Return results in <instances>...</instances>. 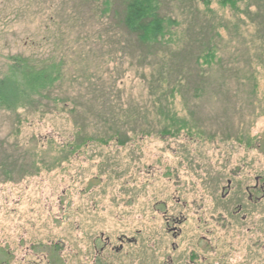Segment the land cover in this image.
I'll return each instance as SVG.
<instances>
[{"label": "rangeland", "instance_id": "obj_1", "mask_svg": "<svg viewBox=\"0 0 264 264\" xmlns=\"http://www.w3.org/2000/svg\"><path fill=\"white\" fill-rule=\"evenodd\" d=\"M153 1L138 47L123 0H0V80L48 79L0 109L4 264H264V0Z\"/></svg>", "mask_w": 264, "mask_h": 264}, {"label": "trees", "instance_id": "obj_2", "mask_svg": "<svg viewBox=\"0 0 264 264\" xmlns=\"http://www.w3.org/2000/svg\"><path fill=\"white\" fill-rule=\"evenodd\" d=\"M222 5H235V0H220ZM111 0H103L104 10L107 11ZM122 17L119 23L124 30L135 38L138 47L147 44L159 43L164 38L165 25H173L169 19L159 14V8L153 0H123ZM212 58V54L206 55L205 62ZM20 64H18L19 67ZM24 70L23 87L16 81L10 79L0 80V109L16 110L22 108L23 103L29 101L32 94H36L47 87V76L44 71L39 73H26V67H19ZM31 72V71H30ZM185 125L180 126V130Z\"/></svg>", "mask_w": 264, "mask_h": 264}, {"label": "flooded vegetation", "instance_id": "obj_3", "mask_svg": "<svg viewBox=\"0 0 264 264\" xmlns=\"http://www.w3.org/2000/svg\"><path fill=\"white\" fill-rule=\"evenodd\" d=\"M239 210H241V206L240 205L237 208V211H239ZM123 242H124V239L123 238L119 239L120 246H119V249H115L116 251H118V250L120 251L122 249V243ZM104 245H105L104 247L108 246L107 240H105ZM103 249L101 248L100 253L103 252ZM6 255L9 256V254H6ZM3 257H5V254H3V252L0 250V264H4L5 263V260H4L5 258H3ZM60 263H61V261H60Z\"/></svg>", "mask_w": 264, "mask_h": 264}]
</instances>
